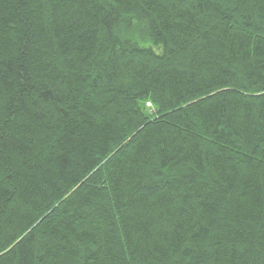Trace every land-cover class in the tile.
Listing matches in <instances>:
<instances>
[{
    "label": "trees",
    "instance_id": "trees-1",
    "mask_svg": "<svg viewBox=\"0 0 264 264\" xmlns=\"http://www.w3.org/2000/svg\"><path fill=\"white\" fill-rule=\"evenodd\" d=\"M0 264H264V0H0Z\"/></svg>",
    "mask_w": 264,
    "mask_h": 264
},
{
    "label": "bare ground",
    "instance_id": "bare-ground-1",
    "mask_svg": "<svg viewBox=\"0 0 264 264\" xmlns=\"http://www.w3.org/2000/svg\"><path fill=\"white\" fill-rule=\"evenodd\" d=\"M149 106V104H147Z\"/></svg>",
    "mask_w": 264,
    "mask_h": 264
}]
</instances>
